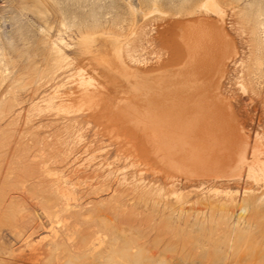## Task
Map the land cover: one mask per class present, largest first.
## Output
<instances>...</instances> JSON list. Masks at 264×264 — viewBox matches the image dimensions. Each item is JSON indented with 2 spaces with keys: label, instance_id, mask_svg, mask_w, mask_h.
<instances>
[{
  "label": "rangeland",
  "instance_id": "obj_1",
  "mask_svg": "<svg viewBox=\"0 0 264 264\" xmlns=\"http://www.w3.org/2000/svg\"><path fill=\"white\" fill-rule=\"evenodd\" d=\"M137 1L149 16L132 33L128 0H0V264H108L106 248L84 254L99 230L118 235L119 248H140L141 264H264V179H249L242 166L264 161V0ZM214 1L223 17L206 11ZM210 18L226 37L191 73L181 26ZM110 35L123 43L125 66ZM79 68L100 82L117 78L81 109ZM167 78L170 93L201 87L195 101L224 105L236 130L214 129L206 140L211 159L201 167L179 163L171 173L154 156L141 165L132 158L148 155L149 140L116 101ZM51 100L72 107L58 110ZM168 100L154 104L171 107ZM235 172L241 177L212 183ZM173 175L181 197L168 188ZM203 179L211 183L200 185ZM153 183L169 184L159 195Z\"/></svg>",
  "mask_w": 264,
  "mask_h": 264
},
{
  "label": "bare ground",
  "instance_id": "obj_2",
  "mask_svg": "<svg viewBox=\"0 0 264 264\" xmlns=\"http://www.w3.org/2000/svg\"><path fill=\"white\" fill-rule=\"evenodd\" d=\"M211 1H213V0H211ZM128 3L131 6V8H132V10L134 12V16H135V19L133 18L134 22L132 21L133 24H132V30H131L132 33H134L138 28H140V26L142 28V21L145 22L144 19L147 18V16H149V15L147 14V12H145L142 9L140 3H138L137 0H128ZM209 4H210V2H209ZM209 4H208V7H209ZM210 5H211L210 8H206V11H209V12L211 11V12L217 13L218 15H221L223 17V15H224L223 13L224 12H222V10L220 8V5H219V3L217 1L216 2L214 1ZM202 19H204V18H202ZM209 20L210 21H206L205 22L204 20L200 19L199 21H194V22L191 21L192 22L191 24H182V26H181V28L184 29V34L182 35L183 36V38H182L183 43L180 44V45H185L186 46L185 49L187 51V54H186V59L187 60H186L185 65L191 67V71H190L191 73L193 71H200L201 68L205 67L206 64L209 63L210 59L212 58L211 52H213V49L215 47V43H216L215 40L218 41V37H221V36L222 37H226L225 29L224 28L221 29V27H218V25L217 26L214 25L215 22L212 21L211 18ZM103 34H102V36L105 35V34L104 35ZM108 36L106 38H108ZM119 38L117 36H114V35L111 36L110 35V39L113 42H115V46H114L115 53L114 54L116 56L115 55H113V56L116 57V61L118 60V62L121 63V65L119 64L120 66H122V65L125 66V62L123 60V54H122L123 53V43L121 42V40ZM88 39H90V38H88ZM107 41H108V39H106V42ZM130 57L131 56L129 55V58ZM210 63H213V61L210 62ZM110 64L111 63H108V65H110ZM225 69H226L225 67L222 68V74L224 73ZM79 70L80 71L78 72V77H77L78 78L77 79L78 83L77 84H78V87H79L80 93H81V97L78 99L80 109H81V107L83 108V106H85V105H88V107H89V105L95 104L94 103V100H95L94 96H96V94H94V93L95 92L96 93L97 92H101L102 88L106 89V87L104 86V83H107V82L109 83V82H112V81L115 83V80L117 81V78H114L113 75H111L112 76V81L108 80L105 77L104 82H100L97 78L93 77L92 75H88L85 72V70L80 69V68H79ZM98 75L100 76V74H98ZM180 75L183 76V77H189L190 79H192V76L191 75L188 76L186 73L182 72V73H180ZM224 75L225 74H223L222 76H224ZM138 76H140V75H138ZM118 78H120V77H118ZM103 79H104V77H103ZM164 80H165V82L164 83H160V86L158 88L154 89V90H153V88L152 89H148V88L147 89H144V88L140 89V87L142 85L140 87L139 86L138 87H134L135 89L133 88L134 90L132 91L131 96L124 97V98H118L119 100L117 99V101H116L115 105L117 107V110L120 111V114L123 116V118L125 120H127L128 125H129V123L132 124V122H134L133 126H136L137 128H139L140 132L143 133L145 139L147 141L149 140L148 141L149 144L147 143V146L149 148L146 146L147 147L146 151H147L148 155L145 156V157H141L140 154H137V153L135 154L134 153L135 155L132 158L134 159L135 163H139L140 164L141 161H143L144 158H150L151 156H154V157L157 158L156 160H158L159 162L163 163L167 167V169L169 171L171 170L170 171L171 173L173 172L172 170H176L175 169L176 166L180 165L181 163H183V165L181 164L183 167L190 166L191 169L193 167H196V166H198V167L200 166L201 167L202 164H207L208 163V159H211L209 157V155H210L209 151L212 149V147H211V145H209V142L206 143V140L208 139L207 137H209V135H211L212 133H215L214 129L218 128L220 130H222V129L231 130L233 132H236V130H235V128L231 127V125L229 123H227L228 119H226L224 105L221 106V105H218L217 103H214L213 101L210 102L208 100L202 101L203 102L202 103L201 102L202 99H198V101H195L194 97L199 95L200 92H202V91H200L201 87L196 89L194 87H191V85H190V87H186L187 85L186 86H177V87L173 88V91H175V92L174 93H170L171 92V87H170V84L168 83L169 82V78H167V80L166 79H164ZM188 85H189V83H188ZM150 88H151V86H150ZM218 94H216V95H218ZM128 95H129V93H128ZM167 95L169 97H167ZM201 95H202V93H201ZM201 95H199V96H201ZM184 98L186 99V101H188L185 104L180 102V101L184 100ZM202 98H204V97H202ZM168 99L173 101V103L171 102L173 104L171 107H169V106L168 107H161L160 106L158 108L157 105H155L157 102H159L161 100H168ZM192 100H193V103L191 102ZM54 102L52 100L50 101V105L53 108L58 109V110H63L65 112H66V110L68 111L72 107V106H70L71 105L70 103H65V101L61 102L60 104H57V103L55 104ZM163 102H165V101H163ZM169 103H170V101H169ZM221 104H222V102H221ZM164 105H166V102H165ZM123 118L121 120H123ZM121 120H119V121H121ZM229 120H230V118H229ZM232 121H234V120H232ZM126 124L127 123L125 121V123L123 125H126ZM218 129L216 131H218ZM243 133H241V134L243 135ZM156 136H157V140L159 141V146L161 147L160 149H157V146L154 145L157 140L156 139L154 141L152 140ZM226 136H227V134H226ZM228 139H229V137H228ZM246 139L247 138H245V140H244V138H243V140L247 144ZM204 147L207 148L206 149V151H207L206 153H204ZM241 148H242V146H241ZM237 149H239V148H237ZM226 152H227V150H226ZM244 157H245V155H244ZM256 159H257V157H256ZM117 161H118V159H117ZM243 162L244 163L242 164V166L244 168H245V166L249 167V169H248V171H249L248 172L249 179H254V180H262V179H264V161L260 162V161L255 160L254 162L248 163L247 160H246V161H243ZM217 163H218V161H217ZM219 164L221 165V163H219ZM135 166L137 167V165H135ZM211 167H209V168H211ZM232 167H233V165H232ZM128 169H129V167H128ZM184 169H186V168H184ZM213 169L214 168H212V170ZM227 170H228V168H227ZM192 171H194V170H192ZM220 173H221V171H220ZM132 174H134V173H132ZM239 175L240 174L237 175V172H235L233 174V176L230 175L231 177L228 176V175H215L211 179L213 180L212 183H216V182H219V181H221V182H226V181L230 182V180L231 181L233 180L232 177L235 178V177H238ZM172 177H174V178L171 179V185L168 188L171 190L172 193L175 192V195L177 194L176 195V197H177V196H180V193H178L179 188H178V183H177V182H180V179L178 177L174 176V175ZM240 177H241V175H240ZM200 182H201L200 185H203V184H205L207 182L211 183L210 181H208V179L207 180L203 179ZM167 185L163 186L162 184H159V185L156 186V184L153 183V186L152 185H151L152 187L150 186L151 190H150V188H149V190L151 192L155 191L157 194L162 195L163 193H165L163 191H165V189L167 188L166 187ZM58 192L59 191L57 190V193ZM60 194H61L62 198H66L67 200H70V198L72 197L71 196L72 195L71 191H68V190H62V191H60ZM58 195H59V193H58ZM152 195H154V194H152ZM69 196H70V198H69ZM161 198H163V196ZM245 200H246V198H245ZM227 202L229 203V201H227ZM105 226H106V224H105ZM98 227L99 226H97L94 229H98ZM114 228L116 230V227H114ZM109 231H110V229H109ZM117 231H116L115 234H118ZM91 232L93 233V231H91ZM107 232H106V230H105V232H103L101 230L97 231L96 233L94 232L95 234L88 241V243H87V245H86V247L84 249L85 250L84 254H90V257H91V255L95 256L96 254H99L101 256L102 253L105 251L104 249L106 248V251L107 250L108 251L106 252L107 255L103 256L104 259L106 260V261L104 260L105 261L104 263H106V262L108 264L109 263L110 264H141V262L144 263L142 261L144 259V256L142 254V250L141 251L139 250L140 248L136 250L135 247H131V246H128V245L119 248V247H117L119 236L117 235L118 238L115 235H114V237H112ZM65 233H67V232H65ZM74 233H76V232H74ZM72 236H74V235L72 234ZM76 238H77V236H76ZM81 239H83V237ZM81 239H79V240L81 241ZM71 240L73 241L72 237L70 238V241ZM67 241H69V240H67ZM83 242H85V241H83ZM73 243H74V241H73ZM69 247H70V245H69ZM66 248H68V247H66ZM76 248L79 250L78 247H76ZM82 249L83 248H81V250ZM67 250H70V249H67ZM70 254H72V253H70ZM79 255L83 256L81 254H79ZM74 256H75V254H74ZM76 256H78V255H76ZM97 258H99V257H97ZM145 260L147 261L146 258H145ZM150 263H151V261H150ZM152 263H153V261H152Z\"/></svg>",
  "mask_w": 264,
  "mask_h": 264
}]
</instances>
